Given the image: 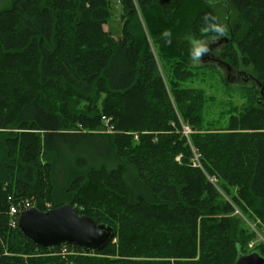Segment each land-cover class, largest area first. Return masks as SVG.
Segmentation results:
<instances>
[{"label":"trees","instance_id":"trees-1","mask_svg":"<svg viewBox=\"0 0 264 264\" xmlns=\"http://www.w3.org/2000/svg\"><path fill=\"white\" fill-rule=\"evenodd\" d=\"M116 1L118 37L102 27L110 0H10L0 10V264L264 256L242 218L264 228V93L252 80L253 96L222 125L204 118L212 97L184 85L204 74L189 51L194 37L210 38L202 17L212 0ZM216 1L228 26L219 58L264 89V0ZM24 199L41 210L68 202L113 226L115 241L87 253L38 247L8 214ZM62 246L80 253H53Z\"/></svg>","mask_w":264,"mask_h":264},{"label":"water","instance_id":"water-1","mask_svg":"<svg viewBox=\"0 0 264 264\" xmlns=\"http://www.w3.org/2000/svg\"><path fill=\"white\" fill-rule=\"evenodd\" d=\"M220 1L224 2V0ZM227 41L228 37H221L211 47H221ZM217 60L225 66L227 73L232 71V68L221 58ZM238 72L246 76L245 80L252 78L257 83L261 98L264 93L263 86L244 71ZM16 224L25 237L41 248L71 244L78 246L83 253H87L91 250H102L114 236L113 226L105 222H97L87 215L78 214L68 202L46 210L33 205L18 213ZM233 264H264V256L256 250L238 253Z\"/></svg>","mask_w":264,"mask_h":264},{"label":"rangeland","instance_id":"rangeland-1","mask_svg":"<svg viewBox=\"0 0 264 264\" xmlns=\"http://www.w3.org/2000/svg\"><path fill=\"white\" fill-rule=\"evenodd\" d=\"M191 1L195 2V0ZM9 3L10 0H0V10L8 6ZM206 7L209 9L212 16L217 17L218 21L227 25L226 10L222 6V4L218 3V1H211L206 5ZM109 8L112 15L103 23L102 27L104 30L108 31L113 37H118L121 34L122 27V23L119 19V3H117L116 0H110ZM213 49L215 50L216 54L205 55L204 57H202V63H193L192 60L189 59L191 66L201 65L199 68L200 70L204 71V74H201V76L199 75L194 80L185 82L184 85L190 87H200L204 90L207 98L212 97L211 101L205 103L203 112L204 118L206 121L220 119L219 122L224 125L227 118L229 117V114L233 113L229 112L228 109L234 108L235 111L240 110L242 106L247 103L246 101L250 100L253 96V91L251 94L248 90V86L252 85V79H243L242 74L236 75L235 72H233L235 70H232L230 73H227L225 66L220 64L217 60L219 59V46L213 47ZM195 69L197 70V68ZM44 205L47 208L50 207L49 202H45ZM242 218L245 220L248 226L256 232V243L257 241L264 242V228L258 225L260 223L253 219L252 221H248L245 217ZM112 241H115V238H113ZM252 242H249L248 246H252ZM53 253L65 256L76 255L80 252L74 247L67 246L65 252L61 249H57ZM89 255H93V253L90 252Z\"/></svg>","mask_w":264,"mask_h":264},{"label":"clouds","instance_id":"clouds-1","mask_svg":"<svg viewBox=\"0 0 264 264\" xmlns=\"http://www.w3.org/2000/svg\"><path fill=\"white\" fill-rule=\"evenodd\" d=\"M202 20L204 25L202 31L206 35H211L208 39L194 37L191 40L189 57L193 63H202V57L205 55H215L216 52L211 45L215 44L221 37H226L228 34V26L218 21L217 17L205 14ZM161 35L166 44L170 45L172 43L173 34L170 29H165Z\"/></svg>","mask_w":264,"mask_h":264},{"label":"built area","instance_id":"built-area-1","mask_svg":"<svg viewBox=\"0 0 264 264\" xmlns=\"http://www.w3.org/2000/svg\"><path fill=\"white\" fill-rule=\"evenodd\" d=\"M102 120L104 122L105 129L110 131L112 129L110 124H109L110 118L106 117V116H102ZM182 131L185 135H187V133L190 131V129L187 126H182ZM192 163H193V165L199 166L196 154H194L192 157ZM207 179L212 183H215V181H216L215 176H207ZM31 206H33V204L31 203V201H29L27 199H24L20 202H16V203L12 204L8 209V214L11 216L12 225L16 224L18 213L24 209L31 207ZM61 250L65 252L66 247L62 246Z\"/></svg>","mask_w":264,"mask_h":264},{"label":"flooded vegetation","instance_id":"flooded-vegetation-1","mask_svg":"<svg viewBox=\"0 0 264 264\" xmlns=\"http://www.w3.org/2000/svg\"><path fill=\"white\" fill-rule=\"evenodd\" d=\"M233 72H235L236 75L242 74V75H243V76H242L243 79H245V77H246L243 73H239L238 71H233ZM248 79H249V78H248ZM246 80H247V79H246ZM244 81H245V80H244ZM245 82H246V81H245Z\"/></svg>","mask_w":264,"mask_h":264},{"label":"bare ground","instance_id":"bare-ground-1","mask_svg":"<svg viewBox=\"0 0 264 264\" xmlns=\"http://www.w3.org/2000/svg\"><path fill=\"white\" fill-rule=\"evenodd\" d=\"M182 132H183V131H182ZM20 201H22V200H20ZM20 201H18V202H20ZM11 205H12V204H10L9 207H10ZM9 207H8V209H9Z\"/></svg>","mask_w":264,"mask_h":264}]
</instances>
